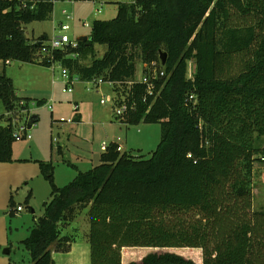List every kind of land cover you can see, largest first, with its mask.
I'll list each match as a JSON object with an SVG mask.
<instances>
[{"label": "trees", "instance_id": "1", "mask_svg": "<svg viewBox=\"0 0 264 264\" xmlns=\"http://www.w3.org/2000/svg\"><path fill=\"white\" fill-rule=\"evenodd\" d=\"M53 5L0 0V60L51 66L38 55L46 38L28 41L23 26L48 18ZM113 5L114 18L94 20L87 40L53 52V62L82 80L113 83L130 109L115 119L159 124L160 141L147 159L110 144L99 165L63 187L54 184L52 165L41 163L50 197L21 241L30 264H55L52 250L69 251L76 239L66 229L76 210L85 208L90 264H122L123 248L149 249L128 264H264V253L255 250L264 248V210L251 211L253 164L264 162V0ZM95 44L105 47L102 56L82 65ZM161 52L167 55L164 66ZM137 58L164 71L154 80L155 97L134 79ZM0 99L7 115L31 102L16 96L5 73ZM35 122L32 116L29 124ZM13 131L10 117L0 116V163L12 161ZM13 207L10 199L11 217ZM178 249H199L201 261Z\"/></svg>", "mask_w": 264, "mask_h": 264}, {"label": "rangeland", "instance_id": "2", "mask_svg": "<svg viewBox=\"0 0 264 264\" xmlns=\"http://www.w3.org/2000/svg\"><path fill=\"white\" fill-rule=\"evenodd\" d=\"M69 3L77 6L78 0H56L53 5V11L48 18L43 21L25 24L23 32L28 41L36 42L45 37L44 44H47L53 35L59 33L60 24H68L70 26V30L67 31L70 39L76 36V30L81 32L83 36H87L93 20L97 17L109 19L108 15L104 12H100V14L95 13L87 18L73 17V6ZM63 10L67 11L69 15H73H71V20L65 19V16L62 15ZM84 20L88 23L87 27H84L82 24ZM104 51V46L95 44L94 53L82 58L80 63L87 66L88 61L85 60L86 58L93 59V55L99 58ZM135 53L138 56V52ZM135 63H137L136 77L140 79L145 64L140 61V58L135 59ZM17 65L18 62L15 61L5 64L0 60V76L4 74V69L5 71L13 72V85L19 97L23 94L20 93L21 91H28L27 94H34L29 93V91H40L42 88H39L38 84H41L44 78L48 79V84H45L44 89L52 91V97H48L49 99L42 106H37L30 102L28 111L14 110L10 115H7L5 106L0 99V116L5 117L6 120L8 116L11 117L10 122L12 127L19 135L21 133L17 130L18 126L23 125L24 121L32 116L38 118L35 124L27 128V134L31 137L30 140H14L12 142V154L15 158L28 159L27 162L22 163L39 160L43 163L51 164L53 167V182L57 187H63L73 180L72 178L76 175L77 170L82 172L88 171L97 164L96 158L93 159L88 154L91 145L92 151H96V149L100 151L99 147L103 141L109 142L110 139L114 141L119 137L122 140L121 145L122 147L124 145L126 154L142 159L149 158L151 153L156 149L160 141L159 124H122L114 117L112 102H107L104 105L100 104V100L104 96L111 98H115L116 96L114 88L109 83L104 82L97 87L92 80L88 82L79 81L74 85L71 93H63L62 66L59 63H55L49 68L24 66V70L21 71L18 68H14ZM190 66L188 64V70ZM186 76H189L188 72ZM96 79L98 78L94 80ZM51 80L54 82L53 85H51ZM86 87L90 89L89 92L85 91ZM126 87L128 85H125ZM26 96L34 97L33 95ZM75 108L76 111L74 110ZM77 114L81 116L80 122H75ZM256 144L262 146L260 142ZM15 167L11 168V177L14 179L13 173L15 170L13 169H16ZM253 167L251 211L258 212L264 210V162L256 161ZM29 191H31V197H28ZM10 197L13 198L14 207L19 205L23 209L12 217H8L7 215ZM49 197L50 184L41 175L38 178L32 179L28 184L22 183L17 187H12V185L10 187L9 183L1 182L0 204L1 208L7 205V209L0 211V218L4 217L6 219V235L8 236L6 245L0 247V262L5 261V264H30L29 253L20 241L29 236V231L34 227V220L42 216V205L49 201ZM28 198L29 200L26 202ZM86 214L87 212L83 213L78 217L77 221L71 223V226L66 229V234L74 237L80 243L86 240L88 232ZM84 217L85 220L83 221ZM150 250L153 249L150 248ZM178 250L180 251V249ZM182 250L189 251V253L184 254H188L197 263L201 261V251L199 249ZM255 250L264 253V248H261L259 245L256 246Z\"/></svg>", "mask_w": 264, "mask_h": 264}, {"label": "crops", "instance_id": "3", "mask_svg": "<svg viewBox=\"0 0 264 264\" xmlns=\"http://www.w3.org/2000/svg\"><path fill=\"white\" fill-rule=\"evenodd\" d=\"M131 1L132 0H87V1L78 0L77 6L75 4H73V3H69V4L71 6H73L72 8H73V15L74 16L71 14L73 17H76V18L86 17L87 18L89 16H92L95 13H99L100 14V12H102V13L104 12L106 15H108V17H109L108 20H110V19L114 18L115 15H116V9H115V6L113 5V3H116V2L130 3ZM63 3L67 4L68 2H63ZM95 20H106V19H100L99 17H97ZM84 21H82V24H83ZM75 35L76 36L72 40L82 41L84 38H87L89 34L87 36H83L81 34V32L76 30L75 31ZM85 60L88 61V65H90L91 62H92L91 58H89V59L86 58ZM24 66H40V65L23 64V63L18 62L17 67H14V68H18V70L21 71V70H24V68H25ZM40 67H44V66H40ZM46 68H49V67H46ZM12 70H13V68H12ZM3 73H5V75L8 78H10L12 80V83H13V81H14L13 80V76H12L13 72L11 73V72L5 71V69H4ZM136 76H137V69H136V74H135V78L134 79L136 81H139V78L136 77ZM47 81H48V79L44 78V80H42L41 84H38V87L42 88L40 91H29V93H34V94H27L28 91H24V92L21 91L20 93H23V94H21L22 96H20V97L17 95L16 88L14 87L16 96L18 98H20V99L30 100L32 103H34V102L37 103L38 101H41L43 104H45V102L49 98L52 97V91L44 89L45 84H48ZM80 81L88 82V81H85V80H82V79ZM53 84H54V82L51 80V85H53ZM62 84H63V81H62ZM97 87H99V86H97ZM88 89L89 88L86 87L85 91L89 92L90 89L89 90ZM35 90H38V89H35ZM26 95H33L34 97L26 96ZM33 117H36V116H33ZM37 120H38V118H37ZM80 121H81V116H80V114H77L76 117H75V122H80ZM120 123L124 124L123 122H120ZM117 138H119V137H117ZM112 142H113L112 139H110L109 142H104L103 141L102 143L111 144ZM101 144H100V147H99L100 151H102L101 150ZM91 148H92V145L89 148V153L88 154H90L93 159H95V158L97 159V160L95 159V161H97L96 162L97 164H95V166H97V165L100 164V157H101L103 152H100L99 150L97 151V149H96V151H92ZM121 153H125L124 145H123V150H122ZM13 161H14V163H19V164H14V163H12ZM27 161H28V159L15 158V156H13V154H12V161L10 163H0V185H1V182H7V183H9L10 187H11V185H12V187H17L18 185H20L22 183L28 184L29 182L32 181V179L38 178L40 175L42 176L41 171H40V164L43 163V162H41L39 160H34V161L32 160L33 162L29 161L30 163H22V162H27ZM31 162H32V164H31ZM11 164H14V165H11ZM14 166H16L15 167L16 169H13V170H15L14 173H13L14 176H15V179L13 177H11V175H12V173H11L12 169L11 168L14 167ZM95 166H93V167H95ZM74 168L76 169V167H74ZM79 172H82V171L77 170L76 175ZM76 175L72 179H74L76 177ZM28 194H29L28 197H31V191H29ZM10 199L12 201L13 198L10 197ZM28 200H29V198L27 199L26 202H28ZM16 207H14V209ZM42 207H43V205H42ZM8 208H9V204H8ZM6 209H7V205L4 208H1V204H0V211L6 210ZM87 209L88 208H85V209H82V210L77 209L76 212H75V217L71 221V223L77 221L79 216H81L83 213L87 212ZM9 211H10V209H8L7 215H8V217H11L9 215ZM84 220H85V217L83 218V221ZM70 226L71 225H69L68 228ZM6 232H7L6 231V219L4 217H1L0 218V247L1 246H5L6 243H7L6 241H7V236L8 235H6ZM29 233H30V231H29ZM148 252H149V249L123 248L122 251H121L122 264H128L131 261H139ZM180 252H181V250H180ZM187 256H189V255H187ZM51 257H52V259H53L55 264H90V248H89V244L87 243V240L82 241V243L78 242V240H75V242H72V243L69 244V251L67 253H61V252H57L55 250H52L51 251ZM0 264H5V261L0 262Z\"/></svg>", "mask_w": 264, "mask_h": 264}, {"label": "built area", "instance_id": "4", "mask_svg": "<svg viewBox=\"0 0 264 264\" xmlns=\"http://www.w3.org/2000/svg\"><path fill=\"white\" fill-rule=\"evenodd\" d=\"M34 1V0H31ZM53 3L56 0H50ZM87 1V0H85ZM23 8H25V5L23 6ZM62 15L65 16L66 20H71L72 16L69 15L67 13V11L63 10L62 11ZM83 26L87 27L88 23L86 21L83 22ZM70 30V26L68 24H60L59 25V33L57 35H53L51 37V39L48 41L47 44H44V41L40 43V48L38 51V55L39 57H42V59H46L47 61H49L51 63V66L53 64H55V62H53V52L55 51H62L65 52L67 50V48H71V49H76L78 47V40H72L70 39V37L67 34V31ZM70 56L72 58H75L76 55L74 54H70ZM145 68L148 70L146 72H143V74H141V77L139 79V83H143L147 86V96H151V97H155L153 94V89H154V80L157 77V74H159L160 77L164 76V71H160L159 73H157V67L154 63H151V65L149 66H145ZM189 73V77L191 76V70L189 67L188 70ZM61 77L63 79V85L64 88L62 89L63 93H71L73 91V87L74 85L79 82L81 80V78L77 75H71L69 70L67 68L62 67L61 70ZM92 81L95 82L96 86H99L101 84H103L104 81L103 78H98L96 80L92 79ZM133 82L135 81H130L127 84L128 85H132ZM109 83L112 87L114 86L113 83L111 82H107ZM89 90V89H88ZM193 96H189V100H192ZM143 101H146V97L143 98ZM107 102H112V106L114 108V117L115 118H123V116L130 111V109L128 108L127 103L125 102V98L120 95V94H116L115 98H111V97H105L103 99L100 100V104L104 105ZM25 103L23 101L19 102L20 106H23ZM33 104V103H32ZM28 107L29 105L27 104V107L19 110V111H28ZM18 110V109H15ZM76 111V108L74 109ZM11 113V112H10ZM9 113V115H10ZM10 121H11V117H10ZM30 122V118L26 119L24 121V124L21 126H18L17 130L21 133V135H19L17 133V131H13V139L15 141H22V140H30L31 137L30 135L27 134V128L31 127L33 124H29ZM121 138H117L115 141H113L111 144L116 146V151L117 152H122L123 147L121 145ZM110 144L107 143H102L101 144V150L103 152H105L107 150V148L109 147ZM22 211V207L21 206H17L14 209L15 214L18 212Z\"/></svg>", "mask_w": 264, "mask_h": 264}, {"label": "water", "instance_id": "5", "mask_svg": "<svg viewBox=\"0 0 264 264\" xmlns=\"http://www.w3.org/2000/svg\"><path fill=\"white\" fill-rule=\"evenodd\" d=\"M86 40H87V38H84L82 41H86ZM166 59H167L166 53L165 52H161L159 54V60H160V63H161L162 66H164L166 64ZM5 252H7V251H5Z\"/></svg>", "mask_w": 264, "mask_h": 264}]
</instances>
